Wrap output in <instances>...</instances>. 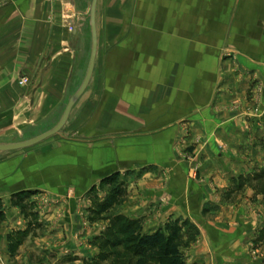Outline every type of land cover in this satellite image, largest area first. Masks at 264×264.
<instances>
[{
  "label": "crops",
  "instance_id": "0c3cea01",
  "mask_svg": "<svg viewBox=\"0 0 264 264\" xmlns=\"http://www.w3.org/2000/svg\"><path fill=\"white\" fill-rule=\"evenodd\" d=\"M96 29L90 81L61 132L0 152V264H82L108 223L86 213L111 176L126 195L101 214L146 232L188 218V264H264V243L240 245L263 214L222 226L236 218L224 192L264 170V0H98ZM90 48L69 0H0V143L56 124Z\"/></svg>",
  "mask_w": 264,
  "mask_h": 264
},
{
  "label": "trees",
  "instance_id": "16d2710c",
  "mask_svg": "<svg viewBox=\"0 0 264 264\" xmlns=\"http://www.w3.org/2000/svg\"><path fill=\"white\" fill-rule=\"evenodd\" d=\"M264 175V171L261 172ZM113 188L103 202L92 204V213L99 215L108 212L109 207L118 204L125 196L114 176L107 178ZM26 193L20 194L17 203L26 211L23 204ZM27 232V231H26ZM24 236V234H21ZM94 239L99 241L98 260L111 259L112 264H188L182 251V233L177 223L166 224L151 232L143 231L139 219L129 218L122 214L109 215L103 231ZM19 240L10 245L14 249Z\"/></svg>",
  "mask_w": 264,
  "mask_h": 264
},
{
  "label": "rangeland",
  "instance_id": "374dc122",
  "mask_svg": "<svg viewBox=\"0 0 264 264\" xmlns=\"http://www.w3.org/2000/svg\"><path fill=\"white\" fill-rule=\"evenodd\" d=\"M90 3H91V0H69L70 6H73L74 8H76V11L77 10L80 11V13L84 16V21H86V24L88 25H89L88 14H89ZM69 96L70 95L66 97L67 100ZM67 100L63 103L64 104L63 107H65ZM51 137L33 146L15 150V151H9V152L17 153V152L27 151L35 146L42 144L43 142L50 139ZM192 150H193L192 148L189 150H187V148L183 150L182 148V151L180 153L181 159L186 158L187 160L188 159L191 160L192 157L194 156ZM195 169L193 167L192 175H191L194 178L197 176V172ZM262 171L264 170H260V171L257 170L254 174L250 176H246L245 178L241 177L242 179L239 181L240 182L239 185H236L237 187H233V190H228L227 192H224L225 195H223V198L225 197L227 202L232 206V209H235L232 214L236 215V218L234 219L232 217L233 219L228 218V220L222 221L223 228H229L232 226H236L237 219L239 220L241 219L240 218L242 215L241 211H243V213L245 214L253 215V216H256V215L259 216L261 214L264 215V175H262L261 173ZM113 186L111 185H108L105 187L103 186V190L105 191L107 190V193L109 194ZM118 186L122 188L123 192L126 195L125 182L119 183ZM98 196H99L98 191L96 193L94 192V198L91 200L92 204L103 202L102 200L108 197V195H106L104 199L99 200ZM124 197L121 199V201H123ZM91 209H92L91 207L88 208V211H87L88 213H86L90 221L95 220L99 222L104 221V223L108 222L109 214L106 215L103 213L99 215H94ZM217 217H219V215L218 216L211 215V217L209 218H211L212 220H215ZM263 219H264V216H263ZM87 223L88 222L86 220H83L82 227L83 228L86 227ZM168 223H171V224L177 223V226L180 227V232L182 233V242H183L182 251H183V254H186V252L188 251V248L192 244H194L196 241H198L199 228L195 224H193L188 218L179 219V218H173V217L169 218L159 228H163ZM142 229L143 231H145L143 225H142ZM246 231L247 232H243L246 237L244 236V239L241 241L240 245L243 247H246V250L250 251V253L253 254L264 243V220L261 223L258 222L257 224H255L254 228L250 230H246ZM89 244H91L90 247L92 248V251H91L92 255L91 256L86 255L82 257L81 258L82 264H112L111 259L104 260V261L98 260L97 255L100 252V244L98 240L93 238V240L89 241ZM185 256L187 255H184V259H185Z\"/></svg>",
  "mask_w": 264,
  "mask_h": 264
},
{
  "label": "water",
  "instance_id": "95a60500",
  "mask_svg": "<svg viewBox=\"0 0 264 264\" xmlns=\"http://www.w3.org/2000/svg\"><path fill=\"white\" fill-rule=\"evenodd\" d=\"M98 0H91L90 8H89V27H90V34H91V48H90V55L88 60L87 69L85 72V75L83 77L82 82L80 83L79 87L75 90V92L68 98L67 103L65 104V107L62 111V114L59 118V120L56 122L54 126L49 128L48 130L34 136L31 138H28L26 140L16 141V142H8V143H0V152H9V151H15L23 148H27L30 146H33L37 143H40L41 141L54 136L56 134H59L63 127L65 126L70 112L72 110V107L78 100V98L81 96V94L86 89L92 72L94 68L95 63V57H96V51H97V29H96V5Z\"/></svg>",
  "mask_w": 264,
  "mask_h": 264
},
{
  "label": "built area",
  "instance_id": "2783aa9c",
  "mask_svg": "<svg viewBox=\"0 0 264 264\" xmlns=\"http://www.w3.org/2000/svg\"><path fill=\"white\" fill-rule=\"evenodd\" d=\"M27 82V79L25 77H22L19 81L20 84H25Z\"/></svg>",
  "mask_w": 264,
  "mask_h": 264
}]
</instances>
